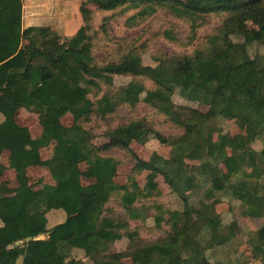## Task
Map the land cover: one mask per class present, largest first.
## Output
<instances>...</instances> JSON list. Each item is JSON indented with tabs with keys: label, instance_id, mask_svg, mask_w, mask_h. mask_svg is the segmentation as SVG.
I'll return each mask as SVG.
<instances>
[{
	"label": "trees",
	"instance_id": "1",
	"mask_svg": "<svg viewBox=\"0 0 264 264\" xmlns=\"http://www.w3.org/2000/svg\"><path fill=\"white\" fill-rule=\"evenodd\" d=\"M101 11L118 8H137L148 0H93ZM180 17L230 14L221 28L223 45L211 55L197 53L160 59L155 67L146 66L140 54L129 52L119 61L99 64L93 52L90 36L92 11L84 2L80 13L84 25L72 36H61L51 27L31 28L29 58L20 55L23 40V0H0V173L4 170L2 154L9 147L21 158L17 179L19 187L0 186V264H83L67 254L81 250L93 264H121L124 258H136L140 264H185L183 256L200 246L201 238L211 229L209 244H224L218 233L221 222L201 214L195 222L188 193L197 188L187 158L209 162L205 143L213 134L212 124L221 115L246 114L254 125L248 138L251 144L264 134V63L249 54L255 43L264 45V22L260 31H250L246 17L264 5V0H185L171 1ZM147 13V12H145ZM167 37H171L170 33ZM221 37V38H222ZM236 37L241 41H234ZM171 39H173L171 37ZM115 76L148 78L155 87L146 89L141 81H131L117 94L106 93L95 107L89 97L93 89L102 85L114 87ZM187 101L208 106L204 113L198 109L175 103L176 92ZM145 102L165 115L172 123L184 129L179 136H165L155 131L144 120H132L109 132L112 142L99 148L85 131L83 121L97 112L105 117L116 111L119 103L136 106ZM26 109L40 115L43 136L35 140L30 130L16 120L19 110ZM72 115L74 125L67 127L62 120ZM150 136L176 152L160 162H141L139 169L162 176L165 182L184 201L183 216L176 221L169 235L149 242L132 253H108L112 244L126 235L133 240L137 232L123 233L127 222L109 217L106 205L119 191L126 193L124 204L135 214L133 204L139 193L129 192L115 183L118 170L115 159L103 155L113 146L127 148L132 142L144 144ZM60 141L64 157L52 167L57 182L70 181L68 188L48 186L34 190L29 186L27 170L40 163L41 150L53 140ZM181 152L182 154H180ZM185 156V157H183ZM228 170V180L243 169L251 175L264 177V148L252 149L241 155H227L217 151L213 156ZM96 162V182L84 186L80 163ZM260 167V169H259ZM212 188L223 192L225 180L213 178ZM233 195L238 200L248 198L237 187ZM264 208V199L251 209L258 215ZM257 209V210H256ZM61 210L66 214L62 223L49 225L47 213ZM136 217V216H135ZM157 223L162 218H157ZM112 232L104 242L98 232ZM43 237V238H41ZM31 238L29 241L28 239ZM257 250L264 251V225L253 236ZM199 264L211 263L204 260Z\"/></svg>",
	"mask_w": 264,
	"mask_h": 264
},
{
	"label": "rangeland",
	"instance_id": "2",
	"mask_svg": "<svg viewBox=\"0 0 264 264\" xmlns=\"http://www.w3.org/2000/svg\"><path fill=\"white\" fill-rule=\"evenodd\" d=\"M148 1L150 2H145L137 8L101 11L93 0H23L26 10L31 9L32 14L38 18L37 22L44 23V27L55 29L61 36H72L84 25L80 8L86 2L87 8L92 11L93 28L90 36L93 52L101 65L110 61H119L129 52H137L141 55L144 65L155 67L162 58L197 53L211 55L223 45L221 28L230 18V14L180 17L176 14L175 4L171 1L185 2V0ZM28 18L26 20H29ZM262 22H264V5L245 19V25L253 32L260 31ZM31 28L25 29L20 48L21 55L27 58L31 47L29 40ZM168 33L173 39L167 37ZM233 40L241 41L236 37ZM249 54L264 63V45L259 43L251 45ZM133 80L141 81L146 89L155 87L148 78L115 76L113 88L103 84L101 89L90 91L89 97L96 107L106 93L117 94ZM173 98L178 105L195 108L204 113L209 110L208 106L185 100L178 91ZM16 119L19 124L30 130L35 139L43 136L44 129L39 114L22 109ZM132 120H144L155 131L167 137L184 133L183 128L172 123L165 115L143 101L136 106L119 103L116 111L105 117L95 112L83 121V127L92 137V143L103 148L112 142L110 131ZM62 122L65 126L72 127L74 118L72 115H66ZM211 128L213 134L205 143L210 161H191L187 158L192 177L197 183V188L189 192L188 197L192 210L195 211V222L199 220L201 214L209 219L217 218L221 222L218 233L222 240L225 238L227 241L218 244L214 238L213 243L209 244L208 241L212 236L211 229L208 228L205 237L201 238L200 246L183 255L186 258L185 264H199L204 260L225 264H264V251L257 250V243L253 238L264 225V208L257 213L258 215H253L251 211L264 199V177L259 179L258 171H256L257 176H252L251 169L245 171L241 169L237 176L227 181L226 166L221 159L213 158L217 151H226L229 156L241 155L250 149L260 152L264 148V134L248 144L247 140L254 131V125L250 117L243 113L223 114L213 122ZM59 146L60 141L53 140L48 147L42 149L40 163L27 170L29 186L32 189L39 190L48 186L67 188L71 185L70 181L57 182L52 175L54 163L64 156ZM10 151L5 153V159L2 161L5 168L0 173V186L16 188L19 186L17 169L21 162L19 164L16 154L11 155ZM175 152L176 150L171 146L160 143L155 136H150L144 144L132 142L127 148L113 146L103 151V155L115 159L117 163L115 183L126 187L129 192L139 193L132 207L135 214L130 213L123 202L126 193L124 190L116 193L106 205L105 213L109 217L127 222V228L123 233L137 232L133 240L126 235L123 240L112 244L108 253H132L146 243L162 240L172 232L174 223L183 216L184 201L164 178L139 169L140 161L145 163L168 160ZM80 167L84 185L96 182L94 174L96 162L83 160ZM260 167L264 165L261 164ZM213 178L225 180L224 183L229 188L223 192L214 191L211 181ZM234 186L248 198L244 201L235 198L232 191ZM47 217L49 225L54 226L62 223L66 214L61 210H51L47 213ZM160 217L162 222L158 224L156 220ZM98 234L104 242L109 241L112 236V232L107 230H100ZM67 257L68 261L75 258L83 264H93L81 250H72ZM121 264H140V260L133 257L124 258Z\"/></svg>",
	"mask_w": 264,
	"mask_h": 264
},
{
	"label": "crops",
	"instance_id": "3",
	"mask_svg": "<svg viewBox=\"0 0 264 264\" xmlns=\"http://www.w3.org/2000/svg\"><path fill=\"white\" fill-rule=\"evenodd\" d=\"M0 8H1V4H0ZM30 12H31V14H30ZM29 17V18H28ZM26 18H28L29 20H26ZM38 18H36L33 14H32V10L30 9V10H26V7H25V5H24V9H23V34H24V32H25V29H27V28H31V27H36V26H44V23H40V22H37L38 20H37ZM40 20V19H39ZM26 22H27V24H26ZM46 25V24H45ZM20 53V52H19ZM20 55H21V53H20ZM22 56V55H21ZM24 58H26V59H28L26 56H23ZM22 110V109H21ZM20 111V110H19ZM18 111V112H19ZM18 112H17V114H18ZM17 114H16V118H17ZM68 115H70V114H68ZM17 120V119H16ZM18 122V121H17ZM21 125V124H20ZM23 126V125H22ZM32 135V134H31ZM33 137V136H32ZM34 138V137H33ZM35 139V138H34ZM35 140H37V139H35ZM44 149V148H43ZM11 150V151H10ZM7 151H10V153H11V155H13V153L14 154H16V156L18 157V161H19V164H20V162H21V158L19 157V155L15 152V150L14 149H12V148H7L4 152H3V154H2V161H4L3 159H5V153L7 152ZM42 151V150H41ZM64 157V156H63ZM82 162V161H81ZM80 165H81V163H80ZM80 170H81V167H80ZM17 173H18V169H17ZM95 174V173H94ZM28 175V174H27ZM29 178V177H28ZM18 180V179H17ZM95 181H96V178H95ZM81 182H82V184H83V181H82V171H81ZM19 183V182H18ZM95 183V182H94ZM94 183H92V184H94ZM92 184H89V185H92ZM84 185V184H83ZM89 185H84V186H89ZM6 187V186H5ZM19 187V186H18ZM18 187H16V188H18ZM53 187V186H52ZM9 188V187H8ZM16 188H10V189H16ZM68 188V187H67ZM43 189V188H42ZM40 190V189H39ZM3 226V224H2V222H1V220H0V229H1V227ZM53 227V226H52ZM41 238H43V237H41Z\"/></svg>",
	"mask_w": 264,
	"mask_h": 264
},
{
	"label": "water",
	"instance_id": "4",
	"mask_svg": "<svg viewBox=\"0 0 264 264\" xmlns=\"http://www.w3.org/2000/svg\"><path fill=\"white\" fill-rule=\"evenodd\" d=\"M29 241L31 240V238L28 239Z\"/></svg>",
	"mask_w": 264,
	"mask_h": 264
}]
</instances>
